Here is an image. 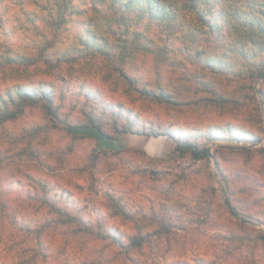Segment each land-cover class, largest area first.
Instances as JSON below:
<instances>
[{
  "label": "rangeland",
  "instance_id": "374dc122",
  "mask_svg": "<svg viewBox=\"0 0 264 264\" xmlns=\"http://www.w3.org/2000/svg\"><path fill=\"white\" fill-rule=\"evenodd\" d=\"M72 10L57 28L48 0H0V93L46 82L66 120L38 104L0 124V263L29 264L19 259L38 247L36 264H264V229L246 222L264 224V66L262 76L242 74L245 61L235 57L212 69L204 58L228 47L182 13L160 28L126 12L112 33L89 0H72ZM144 88L170 101H152ZM89 119L121 149L70 134ZM172 136L197 141L209 156L179 155ZM151 138H162L157 154L145 149ZM25 224L41 243L20 231ZM135 235L142 247L127 249Z\"/></svg>",
  "mask_w": 264,
  "mask_h": 264
},
{
  "label": "trees",
  "instance_id": "16d2710c",
  "mask_svg": "<svg viewBox=\"0 0 264 264\" xmlns=\"http://www.w3.org/2000/svg\"><path fill=\"white\" fill-rule=\"evenodd\" d=\"M52 3L55 8L57 20L54 22L56 27H60L64 22L67 21L68 16L73 13L72 0H48ZM90 6L93 12L101 17L104 21V25L108 31L115 33L114 26H120L125 24V13L133 12L138 20H141L146 15L149 17L151 22L156 23L160 28L168 27V22L175 20L178 13L187 15L193 18L202 28L204 34L207 37H212L213 41L217 44H222V47L228 49L224 52L223 56L219 58H211L207 55L204 59V63L208 64L214 70H225L228 69L231 64L230 61L233 58L238 57L245 61L244 72L242 74H249L254 77L260 75L262 67L264 66V0H244L242 5L232 4L229 0H89ZM229 4V5H226ZM226 5V10H222L223 6ZM216 9H220L218 16H215ZM225 35L229 37L225 42ZM211 38V39H212ZM207 43L203 44L199 50H195L196 53H202L207 47ZM100 51H103L100 50ZM108 51V50H107ZM109 52H107L108 54ZM210 57V58H209ZM12 62L23 63L29 59L23 60L18 58L9 59ZM227 63V65H226ZM123 78L126 79L130 84L137 82L133 76L123 72L120 68ZM240 73L242 71L238 70ZM53 88L50 87L46 82L38 83L35 85L30 84H15L6 88L0 93V124L6 121L14 120L22 114L23 110L27 106L42 105L44 112L50 115L52 119H58L61 122H66L57 113L56 106L52 102L54 95ZM142 93L146 98L156 102H169L166 94L162 90H150L142 89ZM221 100V99H219ZM221 102H223L221 100ZM90 124L100 128V124L89 119ZM86 125V124H82ZM101 129V128H100ZM128 129V128H127ZM123 128L119 131L127 132L130 129ZM118 131V130H117ZM230 133L234 136L240 132L233 130ZM104 132V131H103ZM133 133L144 134L143 131H135ZM220 133V131L218 132ZM71 134V133H70ZM147 134L158 135L150 129ZM73 137L75 135L71 134ZM109 135V134H108ZM220 135V134H218ZM80 137H86V135H79ZM111 136V135H110ZM114 138L113 136H111ZM173 137L175 141V149L179 155H190L194 159H201L208 157L209 152L206 146H201L195 140H186L180 137ZM104 151V150H103ZM41 189L43 190V197H50L49 194L52 192L49 185L43 181L37 180ZM54 193V192H53ZM55 194L50 198L54 200ZM51 207V212L56 213L59 216H64L67 219H71L70 213L63 209L55 202H47ZM232 214L239 216V212L232 208ZM3 219H0V224H3ZM20 231L26 234L29 232L34 233L36 236V242L41 243L40 231L38 229L32 230L29 225H22ZM264 238V233H263ZM129 243L126 248H141L144 243V237L141 235H135L128 239ZM19 242V240H16ZM28 248H25L26 252ZM39 251V252H38ZM30 255L28 258H21L19 260L29 263L36 264L38 255L43 252L40 248L30 249ZM23 254V252H21ZM21 254V255H22ZM20 255V254H19ZM42 255V254H41ZM23 256V255H22ZM19 257V256H18ZM1 264V263H0ZM3 264V263H2Z\"/></svg>",
  "mask_w": 264,
  "mask_h": 264
},
{
  "label": "water",
  "instance_id": "95a60500",
  "mask_svg": "<svg viewBox=\"0 0 264 264\" xmlns=\"http://www.w3.org/2000/svg\"><path fill=\"white\" fill-rule=\"evenodd\" d=\"M260 76L262 74L260 73ZM68 131L73 135H86L92 137L98 142V149L114 150L121 149L122 144H119L110 135L103 132L100 128L95 127L93 124L90 125H72L68 127ZM227 206L229 204L226 202ZM247 223L264 229V224L257 220L247 219Z\"/></svg>",
  "mask_w": 264,
  "mask_h": 264
},
{
  "label": "bare ground",
  "instance_id": "6f19581e",
  "mask_svg": "<svg viewBox=\"0 0 264 264\" xmlns=\"http://www.w3.org/2000/svg\"><path fill=\"white\" fill-rule=\"evenodd\" d=\"M161 142H162V138H151L148 140V142L145 145V149L149 152V153H154L157 154L160 151L161 148Z\"/></svg>",
  "mask_w": 264,
  "mask_h": 264
}]
</instances>
